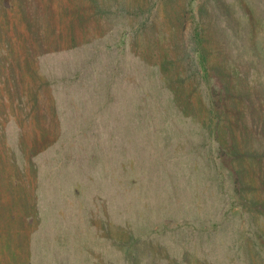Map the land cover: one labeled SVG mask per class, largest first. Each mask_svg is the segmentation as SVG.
<instances>
[{
  "label": "rangeland",
  "instance_id": "1",
  "mask_svg": "<svg viewBox=\"0 0 264 264\" xmlns=\"http://www.w3.org/2000/svg\"><path fill=\"white\" fill-rule=\"evenodd\" d=\"M0 264H264V0H0Z\"/></svg>",
  "mask_w": 264,
  "mask_h": 264
}]
</instances>
